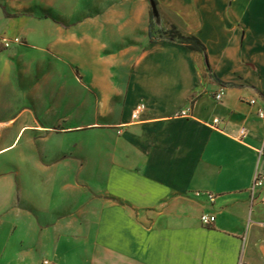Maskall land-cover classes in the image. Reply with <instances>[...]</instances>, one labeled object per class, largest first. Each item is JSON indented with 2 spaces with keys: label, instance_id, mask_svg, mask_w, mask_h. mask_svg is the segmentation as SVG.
Listing matches in <instances>:
<instances>
[{
  "label": "crops",
  "instance_id": "0c3cea01",
  "mask_svg": "<svg viewBox=\"0 0 264 264\" xmlns=\"http://www.w3.org/2000/svg\"><path fill=\"white\" fill-rule=\"evenodd\" d=\"M140 2L147 38L142 46L128 47L122 62L99 60L103 67L124 68L125 76H106L113 96L96 95L105 109L96 108L95 121L86 123L111 125L123 142L120 159L112 163V180L119 182L112 196L125 204L99 212L98 253L92 258L99 264H252L245 259L247 246L256 260L264 257V187L254 200L252 194L256 173H264V119L258 115L264 108V0H157L163 31L175 26L197 36L207 58L176 42L151 40V3ZM221 87L226 94L217 101ZM116 100L122 103L117 112ZM184 110L189 115H181ZM23 114L11 121L17 123ZM20 123L18 135L38 128ZM8 179V187L19 192L20 183ZM137 181L148 188L138 198ZM162 206L163 263L147 253L148 235L136 236L137 224L145 233L152 228L146 217L141 224L136 209L141 214ZM204 213L217 217L212 226L202 224ZM2 215L0 208V225ZM170 231H176L174 239Z\"/></svg>",
  "mask_w": 264,
  "mask_h": 264
},
{
  "label": "rangeland",
  "instance_id": "374dc122",
  "mask_svg": "<svg viewBox=\"0 0 264 264\" xmlns=\"http://www.w3.org/2000/svg\"><path fill=\"white\" fill-rule=\"evenodd\" d=\"M150 3L159 39L171 27L163 31L158 2L157 13ZM141 6L140 0H0V264H99L92 258L99 212L125 204L112 196L119 189L112 163L123 142L111 125L86 123L106 105L96 95L113 96L106 76H125L124 68L103 67L99 60L122 62L128 47L147 38ZM114 105L117 112L122 103ZM20 112L23 118L11 121ZM20 122L38 128L18 135ZM8 178L20 183L19 192L8 187ZM143 186L136 182V198ZM140 212L141 224L146 217L152 228L145 233L137 224L136 236L148 235L147 253L163 263V206ZM175 232H169L173 239ZM23 250L33 255L21 259ZM245 259L264 264L248 246Z\"/></svg>",
  "mask_w": 264,
  "mask_h": 264
},
{
  "label": "built area",
  "instance_id": "2783aa9c",
  "mask_svg": "<svg viewBox=\"0 0 264 264\" xmlns=\"http://www.w3.org/2000/svg\"><path fill=\"white\" fill-rule=\"evenodd\" d=\"M226 94V88L225 87H221L220 90L216 93L215 95V99L217 101H222L224 96ZM250 103L252 105H257V99H252L250 101ZM144 109V106H139L137 108V110L135 111L134 113V118H138L140 113L143 111ZM190 111L189 110H184L181 112V115L183 116H187L189 115ZM258 115L261 119H264V108L263 107H260L258 109ZM219 119H215V124L219 123ZM247 133L246 129H244L242 131V135H245ZM264 187V173L263 172H257L255 177H254V183H253V187H252V194H253V200H254V196L256 195V191L260 188H263ZM215 196L214 195H209V199L213 202L215 201ZM217 220V217L215 215H211V214H208V213H204L202 216H201V222L204 226L206 227H210L212 226ZM43 264H56L54 261L52 260H48V259H45ZM238 264H246L243 260H240Z\"/></svg>",
  "mask_w": 264,
  "mask_h": 264
},
{
  "label": "trees",
  "instance_id": "16d2710c",
  "mask_svg": "<svg viewBox=\"0 0 264 264\" xmlns=\"http://www.w3.org/2000/svg\"><path fill=\"white\" fill-rule=\"evenodd\" d=\"M152 2H157V0H150ZM154 14V13H153ZM153 34L152 26H151V33L150 38L151 40H155L156 37ZM169 40L172 42H176L181 45H185L198 53L203 54L207 58V50L206 46L203 44V42L195 35H184L182 34L175 26H172L169 31L166 33H163V35L159 38V40Z\"/></svg>",
  "mask_w": 264,
  "mask_h": 264
},
{
  "label": "water",
  "instance_id": "95a60500",
  "mask_svg": "<svg viewBox=\"0 0 264 264\" xmlns=\"http://www.w3.org/2000/svg\"><path fill=\"white\" fill-rule=\"evenodd\" d=\"M152 5H153V8H154V11L157 13L155 3L152 2Z\"/></svg>",
  "mask_w": 264,
  "mask_h": 264
}]
</instances>
